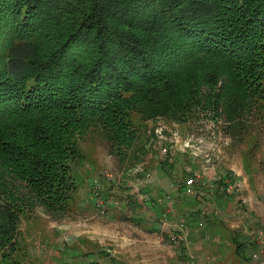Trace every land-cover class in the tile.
I'll return each mask as SVG.
<instances>
[{
    "label": "trees",
    "instance_id": "16d2710c",
    "mask_svg": "<svg viewBox=\"0 0 264 264\" xmlns=\"http://www.w3.org/2000/svg\"><path fill=\"white\" fill-rule=\"evenodd\" d=\"M263 99L264 0H0V264L23 215L67 210L77 135L123 159L132 114L242 130Z\"/></svg>",
    "mask_w": 264,
    "mask_h": 264
},
{
    "label": "rangeland",
    "instance_id": "374dc122",
    "mask_svg": "<svg viewBox=\"0 0 264 264\" xmlns=\"http://www.w3.org/2000/svg\"><path fill=\"white\" fill-rule=\"evenodd\" d=\"M131 118L137 139L123 159L91 132L77 135L78 157L71 162L76 191L64 213L37 206L22 216L20 249L13 254L19 264H197L198 258L183 252L190 239L185 221L179 230V218L171 217L165 202L178 203L155 188L172 184L177 190L192 174L205 171L204 177L215 175L214 198L224 193L243 203L248 198L242 191L254 187L263 195L264 107L244 112L242 130H233L213 111L180 120ZM204 177L200 184L208 186ZM94 179L99 184H92ZM257 235L264 236V227Z\"/></svg>",
    "mask_w": 264,
    "mask_h": 264
},
{
    "label": "crops",
    "instance_id": "0c3cea01",
    "mask_svg": "<svg viewBox=\"0 0 264 264\" xmlns=\"http://www.w3.org/2000/svg\"><path fill=\"white\" fill-rule=\"evenodd\" d=\"M162 175L167 176V173L163 171ZM214 179L215 175H206L203 180L208 186L197 182L192 195L184 192V185L177 190L171 187L172 184L155 188L157 194H170L178 203L174 204L173 200L165 202L171 217L179 218V224L185 221V229L189 232V243L183 252L198 258L197 264H257L251 254L256 250L264 252V236L259 238L257 235V230L264 227V192L258 194L254 186V190L245 188L241 194L248 199L243 203L234 201L233 196L223 195L222 190L218 193L223 194L214 198L217 191ZM160 197L157 196V201L162 200ZM159 234L163 237L161 232Z\"/></svg>",
    "mask_w": 264,
    "mask_h": 264
},
{
    "label": "built area",
    "instance_id": "2783aa9c",
    "mask_svg": "<svg viewBox=\"0 0 264 264\" xmlns=\"http://www.w3.org/2000/svg\"><path fill=\"white\" fill-rule=\"evenodd\" d=\"M160 130V129H159ZM162 131V130H161ZM160 135L159 137H162V132H158ZM199 142H202L203 140L202 139H199L198 140ZM188 142V141H187ZM189 143V142H188ZM186 144V147L189 148V144ZM185 147V145H184ZM168 152V149L167 147H161L160 149V154L162 156L166 155V153ZM195 155H197L196 152H193ZM208 160V159H206ZM204 174H205V171L200 174V173H194L190 176L189 179H186L184 180V192L187 194V195H192L194 193V190H193V186L197 183V182H200L201 181V177H204ZM147 176H149V173L146 174ZM95 184H99L97 180H95ZM178 229L179 230H182V225L179 224L178 226ZM186 234H187V231L185 229V237H186ZM251 257L253 258V260L256 261L257 264H264V252L262 250H256L252 253Z\"/></svg>",
    "mask_w": 264,
    "mask_h": 264
}]
</instances>
